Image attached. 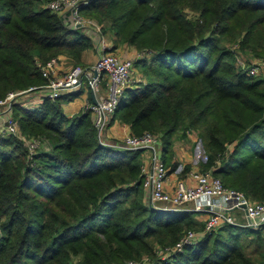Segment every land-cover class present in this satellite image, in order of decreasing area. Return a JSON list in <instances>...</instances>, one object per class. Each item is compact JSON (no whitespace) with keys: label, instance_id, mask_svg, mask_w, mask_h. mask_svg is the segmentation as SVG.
I'll return each mask as SVG.
<instances>
[{"label":"trees","instance_id":"16d2710c","mask_svg":"<svg viewBox=\"0 0 264 264\" xmlns=\"http://www.w3.org/2000/svg\"><path fill=\"white\" fill-rule=\"evenodd\" d=\"M50 1L0 0V99L43 85L39 67L52 57L81 67L96 37L109 52L127 46L140 56L131 59L140 78L107 126L156 136L171 170L174 141L192 133L205 157L200 172L264 203V78L236 64L264 55V0H77L94 33ZM77 95L30 109L12 102L15 134L0 122V264L155 261V246L202 230L203 212L148 203L144 150L105 144L87 110L63 112ZM263 230L220 224L164 264H264Z\"/></svg>","mask_w":264,"mask_h":264},{"label":"built area","instance_id":"2783aa9c","mask_svg":"<svg viewBox=\"0 0 264 264\" xmlns=\"http://www.w3.org/2000/svg\"><path fill=\"white\" fill-rule=\"evenodd\" d=\"M77 4V0H53L47 4V7L54 11L71 10L73 25H92L77 14ZM99 44L101 53L93 64L87 67H70L58 76L53 71L58 59L50 58L39 67L41 76L45 79L43 85L38 88L30 87L19 93H8L3 99H0L1 113H9L7 118L0 117L4 131L8 134H15L17 131L15 122L10 118V104L15 96L37 90L42 91L43 98L54 100L78 86L82 77L85 79L89 90L97 92L104 78L106 98L93 103H86L83 106V110L89 111L91 115L98 138L103 141L108 119L123 90L129 85L139 82V78L132 75L131 59L114 56L113 53L106 51L108 48L105 47L103 41H100ZM236 64L242 67L239 60L236 61ZM247 67L244 71L248 75H259L264 78V58L254 60ZM156 146H158V138L150 133H143L139 136L127 134L119 145L124 149L144 150L150 153L151 168L147 169L143 165L140 167L141 185L144 190L148 191L149 204L155 206L157 203H163L167 205L165 208L169 210L183 209L181 208L182 205L190 204L189 210L206 213L207 217L200 233L186 231L173 246L156 250L155 261L145 258L148 260L142 259L139 263L128 261L127 264H164L168 262L173 254L181 252L185 246L195 244L202 235L210 233L218 225L224 223L235 225L234 219L228 214L233 210H241L245 214L249 220V223L245 224L246 226L263 227L264 229V204L248 201L242 193L224 187L220 180L211 176L209 172L188 171L187 176L191 180V184L178 181L171 191L164 189L163 182L166 169L158 159Z\"/></svg>","mask_w":264,"mask_h":264},{"label":"crops","instance_id":"0c3cea01","mask_svg":"<svg viewBox=\"0 0 264 264\" xmlns=\"http://www.w3.org/2000/svg\"><path fill=\"white\" fill-rule=\"evenodd\" d=\"M93 40L94 44L92 49L84 51L82 54L80 65L81 67H87L93 64L101 53V47L99 44L100 40H98L97 37ZM104 44L108 49L111 47V44L108 41H105ZM111 53L117 54L120 58H130L132 60L140 57L132 48H129L127 46L117 47ZM71 66L73 65H71V63H69L66 59H64L63 57H59L58 63L54 66L53 71L59 76ZM132 75H137L140 78V73L137 72L136 68H133ZM72 93H78V95L71 101L62 104V110L67 116H71L80 111H83V106L86 103H93L96 101L104 100L106 98L105 79L103 78L97 92H92L91 90H89L84 79V83L81 80V83L78 86L74 87L66 94ZM43 96L44 94L42 93V91L36 90L19 96V100H16V102L19 106L27 109L36 108L42 102ZM127 134V128L124 125L114 122L111 125L107 126L104 132L103 141L108 144H113L112 146H119L123 137ZM194 137V134L190 133L187 134L185 138L181 137L174 141L170 163H177V167L174 170H171L168 165L165 166L166 176L163 182L164 189L171 191L174 187V184L178 181H183L186 184L192 183L187 176V172L191 170L197 171L198 169V166L196 165V163H194V160L191 157L192 146L195 143ZM159 153L160 148H158L157 152L158 159L160 160ZM141 157L142 165L147 169L151 168L150 153L147 151H143L141 153ZM185 166L189 167V169L186 171H184ZM144 192L146 194V200L148 201V191L144 190ZM157 206L167 207V205L163 203H157ZM181 208L189 209V207L184 208L183 206ZM228 214L234 219L236 225L243 226L247 223V218L241 210H233L228 212ZM206 217V213L197 214L196 220L203 224Z\"/></svg>","mask_w":264,"mask_h":264},{"label":"rangeland","instance_id":"374dc122","mask_svg":"<svg viewBox=\"0 0 264 264\" xmlns=\"http://www.w3.org/2000/svg\"><path fill=\"white\" fill-rule=\"evenodd\" d=\"M48 4V3H47ZM82 19L83 20H86V21H89V22H91V20H89V19H87V18H83L82 17ZM89 27L91 28V31L94 33V27L92 26V25H89ZM100 41H103V40H100ZM104 42V41H103ZM114 56H118L117 54H113ZM60 56H57V57H52V58H59ZM264 58V55L262 56V57H248L247 56V59L244 61V62H241L242 63V67H240L241 69H247L248 67V65L251 63V62H253L254 60H256V59H263ZM245 63H247V64H245ZM241 66V65H240ZM71 67H75V66H71ZM136 68V70H137V72L138 73H140V70H139V68L136 66L135 67ZM82 82L84 83V78L82 77ZM33 92V91H32ZM19 93V92H18ZM28 93V92H27ZM23 94H26V93H22V94H19V95H17V96H15L14 98H13V100H12V102L13 103H15V104H18L17 102H16V100H19V96H21V95H23ZM8 115H9V113H1V109H0V117H8ZM2 127V126H1ZM107 128V127H106ZM3 130H4V128H3ZM195 138V143H196V145L195 146H192V151H191V157L193 158V160H194V163H196V165L198 166V163L200 162V160H204L203 158H204V156H203V152H202V149H201V147H200V144H199V141L197 140L196 141V137H194ZM108 144V143H107ZM37 145V142H34V143H31V146H36ZM110 145H112V144H110ZM194 145V144H193ZM156 150H157V152H158V146H156ZM198 171H199V166H198V169H197ZM246 199L248 200V201H250V202H257V201H252V200H250V199H248L247 197H246ZM149 203V202H148ZM260 203V202H259ZM262 204H264V203H262ZM184 208H187V207H189L190 208V205H182ZM159 207V206H158ZM162 207V206H161ZM188 209V208H187ZM196 232H201V230L200 231H196ZM203 236V235H202ZM264 236V235H263ZM160 247H158V246H155V251L158 249V251L160 250L159 249ZM165 248V247H164ZM157 256V255H156ZM155 257V256H154ZM142 259H144V260H148V259H145V258H149L150 260L153 258V257H149V256H147V255H144V256H142L141 257ZM139 260L140 259H138V260H130V261H133V262H136V263H139ZM143 260V261H144Z\"/></svg>","mask_w":264,"mask_h":264},{"label":"water","instance_id":"95a60500","mask_svg":"<svg viewBox=\"0 0 264 264\" xmlns=\"http://www.w3.org/2000/svg\"><path fill=\"white\" fill-rule=\"evenodd\" d=\"M106 143V142H105ZM242 209H244V207H241ZM247 223H249V220L247 219Z\"/></svg>","mask_w":264,"mask_h":264}]
</instances>
